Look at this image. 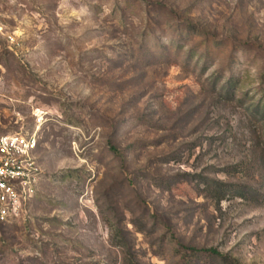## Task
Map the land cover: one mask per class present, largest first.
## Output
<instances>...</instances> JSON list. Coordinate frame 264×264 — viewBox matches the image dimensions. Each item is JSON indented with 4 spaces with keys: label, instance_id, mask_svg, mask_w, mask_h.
I'll return each mask as SVG.
<instances>
[{
    "label": "rangeland",
    "instance_id": "374dc122",
    "mask_svg": "<svg viewBox=\"0 0 264 264\" xmlns=\"http://www.w3.org/2000/svg\"><path fill=\"white\" fill-rule=\"evenodd\" d=\"M263 107L264 0H0V264H264Z\"/></svg>",
    "mask_w": 264,
    "mask_h": 264
},
{
    "label": "built area",
    "instance_id": "2783aa9c",
    "mask_svg": "<svg viewBox=\"0 0 264 264\" xmlns=\"http://www.w3.org/2000/svg\"><path fill=\"white\" fill-rule=\"evenodd\" d=\"M38 112V111H36ZM42 114L35 115L40 124ZM35 131H15L0 135V224L23 221L38 179L34 160Z\"/></svg>",
    "mask_w": 264,
    "mask_h": 264
},
{
    "label": "trees",
    "instance_id": "16d2710c",
    "mask_svg": "<svg viewBox=\"0 0 264 264\" xmlns=\"http://www.w3.org/2000/svg\"><path fill=\"white\" fill-rule=\"evenodd\" d=\"M263 113H264V107H263ZM210 192H212V194L214 196H216L217 194H220L221 193L217 188L210 189ZM192 252L193 253H205V254H209L211 256L217 257L222 264H228V263H230L229 262V259H227L226 257L221 256L215 250H208V251H201V252L200 251L198 252L196 250H192Z\"/></svg>",
    "mask_w": 264,
    "mask_h": 264
}]
</instances>
